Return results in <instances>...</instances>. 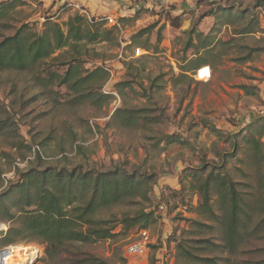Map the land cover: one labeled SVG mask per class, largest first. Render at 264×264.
<instances>
[{"label":"trees","instance_id":"1","mask_svg":"<svg viewBox=\"0 0 264 264\" xmlns=\"http://www.w3.org/2000/svg\"><path fill=\"white\" fill-rule=\"evenodd\" d=\"M26 5V0H0V72L27 75L29 80L24 89L38 90V98H44L52 109L62 105L71 109L88 107L100 112L115 101L116 93L122 99L126 89L135 97L144 99L154 89H161L157 84L162 81L163 76L160 75L154 79L148 77L147 86L140 82L141 93L136 92L132 82L141 76L143 70L124 62L132 82L124 80L115 84V92L106 91L111 81V68L94 50L90 58V48L107 44L119 49L123 43L120 34L143 13L158 19L164 17L171 22V27L179 29L183 15L175 14L176 8L154 10L141 3L135 6L132 16L121 17L117 25H110L103 18L88 19L66 4L43 8L44 2L38 0L34 1V5L43 9L42 21L22 22L14 26L18 9ZM260 5L263 6L262 2L256 4L257 7ZM229 9L223 8L222 13L217 8L211 13L214 16L234 14L240 19L247 18L246 9ZM64 14L71 16L60 24L59 17ZM154 27L155 24L134 33L128 42L130 44L122 50L141 47L146 52L157 53L149 46L148 40L143 44L139 40L142 35L150 34ZM194 29L193 26L185 33L187 39L182 56L176 60L181 72L176 82L186 81L187 74L191 75L203 66L216 68L223 56L221 50L228 49L229 43L219 42L210 34L203 36L198 32L194 41ZM259 30L264 34L258 20H252L238 34L251 35ZM217 47H220L219 53L216 52ZM99 59L101 62L97 63ZM141 60L144 58L137 62ZM149 112L146 107H117L107 125L148 130L152 121ZM16 115L10 106H0V140L14 149L33 151L35 161H27L29 165L25 171L16 170L15 182L5 186L0 182V223L7 225V231L0 233V249L18 244H36L44 248L41 261L45 263H53L57 256L68 254L67 264H109L71 248L75 244L94 245L116 240L132 229L146 230L157 223L160 216L157 217L155 208L150 207L154 187L163 173L157 175L155 171L148 172L146 169L141 172L127 171L126 166L121 165L105 171L84 170L82 166L70 170L43 166L39 147L44 148L45 142L38 141L32 147L26 145L19 133ZM263 123L264 115H258L240 130L228 134V150L216 151L213 160L201 156L197 166H188L183 170L177 186L168 188L169 196L162 193L158 198V202H165L167 206L170 199H179L186 208V197H197L196 206H191L189 210L196 218L188 220V230L184 232L192 238L173 240L183 264H243L241 256L250 252L249 246L264 240ZM71 136L70 146L76 139L75 135ZM162 142L170 145L180 141L174 135H166L155 142L154 147H159ZM61 151H64L63 147ZM231 163L233 166H229ZM1 175L0 171V181ZM135 199L141 200V207L133 214L126 213L114 220L98 217L106 209L132 203L139 205L134 202ZM171 206L172 209L177 208L175 203ZM208 232L210 236L206 237ZM244 264H264V259Z\"/></svg>","mask_w":264,"mask_h":264},{"label":"rangeland","instance_id":"2","mask_svg":"<svg viewBox=\"0 0 264 264\" xmlns=\"http://www.w3.org/2000/svg\"><path fill=\"white\" fill-rule=\"evenodd\" d=\"M34 1L26 0L27 5L18 9L14 26L22 22L42 21L43 9L36 7ZM180 1L169 5L176 8L175 14L184 16L179 29L171 27V22L164 17L158 19L149 13H143L120 34L123 43L119 49L111 48L107 44L90 48V58L94 50L111 68V81L104 87L106 91L115 92V84L124 80L131 81L125 63H131L132 68L143 70L141 76L136 77L134 82L131 81L138 93H141L138 87L140 82L147 86L148 77L154 79L163 76L162 81L157 83L161 89H154L146 99L135 97L126 89L122 99L116 93L115 101L100 112L88 107L71 109L62 105L52 109L51 104L44 98H38V90L24 89L29 80L27 75L0 72V106H10L17 114L15 119L18 120L19 133L26 145L32 147L37 145L38 141L45 142L44 148L39 147L43 166L67 170L82 166L84 170L93 168L105 171L115 165H121L126 166L127 171L141 172L146 169L148 172L155 171L157 175L163 173V176L159 177L158 185L154 187V205L150 207L155 208L157 217H161L157 223L151 224L146 230L132 229L126 236L116 240L94 245L75 244L71 248L109 264H183L177 255L173 240L192 238V235L188 236L184 232L188 230V220L196 218L189 210L191 206H196L197 197H186V208L181 205L179 199H170L167 206L165 202H158V198L162 193L169 196L168 188L177 186L183 170L188 166H197L201 156L213 160L216 151L228 150V134L240 130L256 116L264 115V34L261 30L251 35L238 34L252 20H258L259 28L264 30V0ZM258 2H262L263 6L257 7ZM43 8L48 7L44 5ZM217 8L222 10V13L223 8H230L229 11L246 9L247 18L240 19L234 14L228 17H222L220 14L214 16L211 12ZM69 14L60 16L58 22H66L71 16ZM153 24L155 27L150 30V34L142 35L139 40L142 44L148 40L149 46L156 49L157 53H151V50L146 52L141 47L122 50L130 44L128 42L134 33ZM193 26L196 28L194 41L197 40L196 33L201 32L203 36L210 34L219 42L229 43V46L226 47L228 49L221 48L223 56L216 68L209 66L208 82L194 81L190 73L187 74L186 81L176 82L181 73L176 60L182 56L187 39L185 33ZM219 48H216L218 53ZM136 49L143 52L138 57H134ZM140 56L144 60L137 62L141 59ZM189 57L192 58L190 55ZM100 59L97 63L101 62ZM117 107L149 108L151 129H122L112 124L108 126L107 123ZM70 134L76 138L71 146ZM166 135H174L180 142L170 145L162 142L159 147H154V143ZM61 142L64 143L60 145ZM62 147L64 151H61ZM27 161H35L33 151L14 149L0 140V182H3L4 186L17 180L14 173L17 169L20 172L25 171L29 165ZM229 166H233V163ZM134 202L139 204L141 200L135 199ZM161 203L170 211L167 212L166 209L165 213L158 212L156 205ZM171 203H175L177 208L172 209ZM140 207V204L134 203L114 207L101 211L98 217L119 219L123 214H133ZM6 231L7 225L0 223V233ZM141 231H146L149 236L147 252L142 258L130 257L125 248L129 242L138 238ZM205 236H210V233H205ZM19 247L29 249L26 264H30L31 257L37 253L36 264H67L69 258L68 254H61L53 263H45L41 261L44 248L36 244H18L6 248ZM249 250L248 254L241 256L243 264L264 259V240L252 243Z\"/></svg>","mask_w":264,"mask_h":264},{"label":"crops","instance_id":"3","mask_svg":"<svg viewBox=\"0 0 264 264\" xmlns=\"http://www.w3.org/2000/svg\"><path fill=\"white\" fill-rule=\"evenodd\" d=\"M180 0H152L146 3V8L160 10L169 5H175ZM44 5L49 7L52 4L61 5L66 2H74L89 13L90 17L95 19L109 18L119 19L124 16H132L135 12V3L133 0H44ZM180 3H183L181 0Z\"/></svg>","mask_w":264,"mask_h":264},{"label":"built area","instance_id":"4","mask_svg":"<svg viewBox=\"0 0 264 264\" xmlns=\"http://www.w3.org/2000/svg\"><path fill=\"white\" fill-rule=\"evenodd\" d=\"M35 1H38V0H35ZM42 1H44V0H42ZM50 1H53V0H50ZM151 1L152 0H133V3H135L136 5L141 4V3H145V6H146V3H149ZM65 4L69 8H71L72 11L79 12L80 14L86 16L88 19L91 18L89 13L87 12V10H85L81 6L75 4L74 2H66ZM103 19H106L110 25H117V22L114 21L113 19H109V18H103ZM140 53H143V52L140 49H136L134 57L135 56L138 57L140 55ZM191 77L194 81H200L203 83L208 82V80L210 79L209 66H203V67L197 69L193 74H191ZM158 212H160V213L166 212L165 206L163 204H160L158 206ZM148 243H149V236H148L147 232L141 231L136 240L131 241L127 244V246L125 248V252L130 257L142 258L145 256V254L147 252ZM9 249L10 248L0 249V255L7 253L9 251ZM36 256H38V253L36 254ZM0 264H4V263L0 262Z\"/></svg>","mask_w":264,"mask_h":264},{"label":"bare ground","instance_id":"5","mask_svg":"<svg viewBox=\"0 0 264 264\" xmlns=\"http://www.w3.org/2000/svg\"><path fill=\"white\" fill-rule=\"evenodd\" d=\"M28 253L29 249L25 247L9 249L7 253L0 255V262L4 264H26Z\"/></svg>","mask_w":264,"mask_h":264},{"label":"water","instance_id":"6","mask_svg":"<svg viewBox=\"0 0 264 264\" xmlns=\"http://www.w3.org/2000/svg\"><path fill=\"white\" fill-rule=\"evenodd\" d=\"M38 260V256H35L32 260H31V263L30 264H36Z\"/></svg>","mask_w":264,"mask_h":264}]
</instances>
